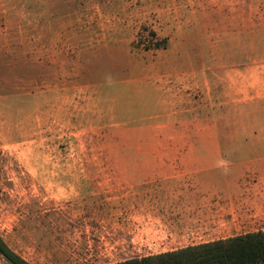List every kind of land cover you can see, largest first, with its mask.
<instances>
[{"label":"rangeland","instance_id":"1","mask_svg":"<svg viewBox=\"0 0 264 264\" xmlns=\"http://www.w3.org/2000/svg\"><path fill=\"white\" fill-rule=\"evenodd\" d=\"M261 229L264 0H0L13 252L106 264Z\"/></svg>","mask_w":264,"mask_h":264},{"label":"trees","instance_id":"2","mask_svg":"<svg viewBox=\"0 0 264 264\" xmlns=\"http://www.w3.org/2000/svg\"><path fill=\"white\" fill-rule=\"evenodd\" d=\"M0 256L10 264H30L1 238ZM106 264H264V229Z\"/></svg>","mask_w":264,"mask_h":264}]
</instances>
